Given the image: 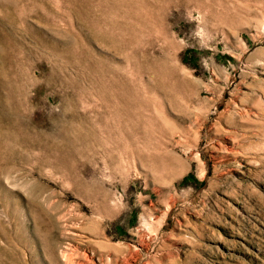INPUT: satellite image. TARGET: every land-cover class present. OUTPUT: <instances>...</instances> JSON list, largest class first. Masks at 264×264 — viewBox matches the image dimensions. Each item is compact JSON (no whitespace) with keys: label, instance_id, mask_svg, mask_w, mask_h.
Returning <instances> with one entry per match:
<instances>
[{"label":"rangeland","instance_id":"rangeland-1","mask_svg":"<svg viewBox=\"0 0 264 264\" xmlns=\"http://www.w3.org/2000/svg\"><path fill=\"white\" fill-rule=\"evenodd\" d=\"M79 261L264 264V0H0V264Z\"/></svg>","mask_w":264,"mask_h":264},{"label":"bare ground","instance_id":"bare-ground-1","mask_svg":"<svg viewBox=\"0 0 264 264\" xmlns=\"http://www.w3.org/2000/svg\"><path fill=\"white\" fill-rule=\"evenodd\" d=\"M228 10V9H227ZM7 117V115L5 116H3V118H2V121H8L9 119L8 118H6ZM61 253H62V256H63V258L66 260V261H68V262H73V259H72V248L71 247H69V246H66L62 251H61ZM85 259H87V260H89V258L87 257V256H85ZM112 259V258H111ZM90 261V260H89ZM76 262H78V261H76ZM80 263H78V264H81V263H83V262H81V261H79ZM74 263V262H73ZM87 263V262H86ZM75 264H77V263H75ZM124 264V263H123Z\"/></svg>","mask_w":264,"mask_h":264}]
</instances>
